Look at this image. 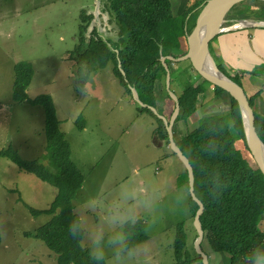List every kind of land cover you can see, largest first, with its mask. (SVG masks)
<instances>
[{
	"label": "rangeland",
	"instance_id": "1",
	"mask_svg": "<svg viewBox=\"0 0 264 264\" xmlns=\"http://www.w3.org/2000/svg\"><path fill=\"white\" fill-rule=\"evenodd\" d=\"M198 1L171 0L174 11L178 12L180 47L174 49L176 56L187 49L185 40L193 28L196 11L205 3L185 15L184 11ZM262 4L261 0L257 3L252 18L255 19ZM97 6L99 25L91 18L93 28L90 32L85 30V38L93 36L96 29L105 38L118 41L120 26L112 20L114 13L106 6V0H0V148L11 146L22 158L36 159L55 170L45 153L43 106L27 99L17 101L12 96L14 65L27 61L34 70L27 88L29 98L51 95L60 127L71 145L72 158L85 175L73 200L84 229L82 245L90 251L89 230L99 229L102 232L99 246L106 264H175L177 232L185 230L190 251L196 233L193 218L189 217L190 191L183 184L184 168L168 146L158 145L154 133L158 121L148 111L138 109L143 106L133 100L114 73L113 61L96 66L79 61L76 49L80 17L84 11L91 14ZM236 10L230 12L228 20L236 19ZM249 29L252 31L249 36L229 34L235 48L231 47L230 39L226 40L228 33L216 36L209 44L216 64L243 86L248 97L244 80L223 63L219 47L236 67L241 66L237 64L240 60L235 52L237 48L259 61V54L252 50L257 48L258 41L263 43L264 27ZM263 62L247 63L250 67H240L239 71L253 73L246 70L257 71L260 64L264 67ZM168 63L174 78L171 88L176 94H180L186 80L200 81L206 88L199 108L176 122V136L192 130L203 120L210 122L220 117L229 108L227 94L216 95L215 87L203 80L188 60ZM162 99L158 103L159 112L165 116L171 114L175 103L166 95ZM239 141L237 147L249 157ZM56 192L51 183L0 156V264H56V254L42 240L25 235L50 219L47 214L33 216L26 204L46 208ZM129 214L134 220L144 221L146 238L127 248L129 233L125 224L130 220L121 222V218ZM262 224L264 228V220ZM116 233L122 236V247L109 242ZM259 249H264V243ZM209 253L210 264H226L229 259L226 252Z\"/></svg>",
	"mask_w": 264,
	"mask_h": 264
},
{
	"label": "trees",
	"instance_id": "2",
	"mask_svg": "<svg viewBox=\"0 0 264 264\" xmlns=\"http://www.w3.org/2000/svg\"><path fill=\"white\" fill-rule=\"evenodd\" d=\"M205 1H198L187 12L185 10L184 15L193 7L202 6ZM261 2L263 4L257 8V15L254 16L258 20H264V1ZM106 6L114 13L112 20L120 26L119 40H104L97 30L93 29V36L87 42L84 32L92 15L82 12L76 49L81 58L79 61L90 66L105 65L113 61L114 73L121 78L129 95L132 97L129 85H133L143 102L158 108L163 95L172 99L166 90L167 72L160 57L161 54H173L174 49L180 47L177 38L178 12L174 11L171 0H106ZM236 8L235 5L232 10ZM230 15L231 13L228 17ZM160 45L163 46L162 51ZM119 60L127 79L118 67ZM78 70H82V67ZM14 71L13 99H27L32 104H41L44 108L45 153L55 170H50L36 159L22 158L11 146L0 148V156L7 157L22 170L34 173L57 188L56 195L48 207L38 209L26 204L33 216L47 214L50 219L41 224L35 232L26 231L25 235L42 240L56 254V264H106L104 258L94 260L89 255L90 251L81 243L84 229L79 214L74 210L73 200L83 185L85 175L72 158L71 145L60 127L52 97L49 94H40L29 98L27 88L34 72L30 62L15 63ZM173 80L171 72V81ZM182 85L180 94H177L181 106L177 121L187 118L199 108V100L206 90L200 81L188 83L186 80ZM215 89L216 95L221 92L227 94L229 108L220 117L210 122L203 120L192 130L180 133L179 137L175 136V139L193 166L195 193L205 206L201 215L204 229L202 248L208 254L226 252L229 255L226 264H253L254 250L264 243V176L246 145L238 102L224 89ZM256 96L258 93L249 97L252 106ZM138 109L148 111L155 117L159 125L154 132L166 138L168 144V132L162 119L148 107L139 106ZM254 113L257 132L264 142V116L256 111ZM238 140L244 144L249 157H245L237 147ZM171 154L175 155L172 151ZM181 164L183 165L182 162ZM183 168V184H186L189 190L188 171L184 165ZM189 197L190 216L193 218L199 205L191 194ZM76 223L81 225L82 231L73 234L70 229ZM125 227L126 233H129L126 239L127 248L146 238L144 221L141 218L135 219L134 222L128 221ZM174 248L175 264H203L202 257L195 251L194 246L193 251L187 248V234L184 229L177 232Z\"/></svg>",
	"mask_w": 264,
	"mask_h": 264
},
{
	"label": "water",
	"instance_id": "3",
	"mask_svg": "<svg viewBox=\"0 0 264 264\" xmlns=\"http://www.w3.org/2000/svg\"><path fill=\"white\" fill-rule=\"evenodd\" d=\"M99 1V0H98ZM212 0H207L205 4L200 8L198 13H202L204 8ZM259 0H235L233 4L237 7L236 19L233 20L229 24H224L225 21L222 16L225 13H221L217 15L216 22L204 24L203 26H195L191 32L187 35V49L184 54L180 56H176L174 54L164 55L161 54L160 60L166 69V90L172 100L175 103V107L168 118L164 114L160 113L158 108L143 102L138 94V91L133 85H129L131 90V94L133 100L140 103L143 107H148L152 110V112L162 119L166 130L168 132V140H169V148L176 155V157L183 163L185 168L188 171L189 177V191L192 195V198L198 203L199 208L194 217V227L196 229V237L194 240V248L195 251L201 255L203 264H210L208 253L202 248V241L204 237V229L201 223V215L204 212L205 206L201 199H199L195 194V173L192 164L190 163L188 157L183 153L181 148L178 146L175 139V125L177 118L180 114V101L178 95L171 88V71L169 68L168 61L171 62H180L188 60L192 66V68L199 74L200 77L208 81L213 87H220L224 89L228 94H230L239 104L242 122L245 132V141L246 145L260 169L261 173L264 176V142L261 140L255 122V113L254 108L250 104L249 97L246 94L244 88L239 83L232 80L227 74H225L219 66L216 64L213 56L210 53L209 44L211 40H213L216 36L224 33L237 32L243 29H247L250 27H264V20H258L251 17L254 9L256 8V3ZM97 10V11H96ZM92 13L95 15V25L98 24V6ZM197 13V15H198ZM200 13V14H201ZM197 18V16H196ZM195 18V20H196ZM107 22V21H106ZM195 24V22H194ZM93 28L92 23L88 26L87 30L90 32ZM104 40H107L104 36L100 35ZM87 42L90 41L86 39ZM160 49L162 51L163 46L160 45ZM118 52L117 49H115ZM206 56L210 57L212 63L215 67V70L208 69L204 62L206 60ZM118 67L126 78L125 70L122 67L121 61L118 62Z\"/></svg>",
	"mask_w": 264,
	"mask_h": 264
},
{
	"label": "crops",
	"instance_id": "4",
	"mask_svg": "<svg viewBox=\"0 0 264 264\" xmlns=\"http://www.w3.org/2000/svg\"><path fill=\"white\" fill-rule=\"evenodd\" d=\"M249 30L250 29L248 28L247 30H244V31L230 32V33H228V35H225L226 40L230 39L231 47L235 48L236 44L234 43L233 39L229 38V36H230L229 34L238 33V36H239L240 34L244 33V34H248V36H249L252 32ZM107 39H112V38H107ZM112 40H115V39H112ZM261 40L263 41V43L261 44L258 41V43H256L257 48H254V46H251V48H254L252 50V52L254 54H256L257 56L259 54L260 60H264L263 59L264 58V36H262ZM115 41H117V40H115ZM246 42H244L243 45H245ZM237 50H238V48L235 50V52L238 55V59H240L237 61V64L241 65L238 67H236L234 61H231L230 58L226 56V53H224L223 49L219 47V53H220V56L222 57L223 63H226L228 65V68L230 71H232L233 73H235V72L239 73L241 75L242 79L244 80L245 89H246V91H248L249 96H254L258 93V96H256L254 98V104H253L254 107L253 108L255 109V111H257L258 113H260L264 116V67H262V64H260L259 69H257V71H255L254 73L240 72L239 71V69H241L240 67H242V68L250 67L249 65H247V63H252V64L256 65L259 63L260 60L257 61L255 59H253L252 57H249V54L244 53L243 50L242 51H240V50L237 51ZM263 65H264V62H263ZM246 71H252V70H246ZM188 77L190 78V75ZM165 111H166V109H165ZM175 131H176V133H175V136H176V134H177L176 128H175ZM181 133H183V132H181ZM158 145L163 146V143L161 142ZM135 218H137V217H135ZM212 253H214V252H212Z\"/></svg>",
	"mask_w": 264,
	"mask_h": 264
},
{
	"label": "clouds",
	"instance_id": "5",
	"mask_svg": "<svg viewBox=\"0 0 264 264\" xmlns=\"http://www.w3.org/2000/svg\"><path fill=\"white\" fill-rule=\"evenodd\" d=\"M124 220H130L132 222H134V218L129 214V215H124L121 218V222H123ZM202 223V222H201ZM70 231L75 234L78 233L80 231H82L81 225L79 223L74 224ZM89 238L92 242V247L91 250L89 252V255L94 259V260H101L103 258V252L100 249L99 246V241L102 238V232L99 229L96 230H89ZM109 242L112 243L113 245H117L122 247L123 246V239L122 236L119 233H116L115 235L111 236L109 238ZM253 264H261L262 261H264V249H257L254 250L253 253ZM210 261V260H209Z\"/></svg>",
	"mask_w": 264,
	"mask_h": 264
},
{
	"label": "bare ground",
	"instance_id": "6",
	"mask_svg": "<svg viewBox=\"0 0 264 264\" xmlns=\"http://www.w3.org/2000/svg\"><path fill=\"white\" fill-rule=\"evenodd\" d=\"M235 0H212L207 7L204 8L203 12L199 14V17L197 19L195 26H203L204 24H208L212 22H216L217 15L221 13H225L223 21H225L224 24H229L233 20H228V14L231 12L235 4H233ZM97 11V10H96ZM99 11V8H98ZM194 26V27H195ZM205 66L210 70H215V67L212 63V60L210 57L206 56V60L204 62ZM191 194V193H190ZM196 194V193H195ZM197 196V195H196ZM198 197V196H197ZM199 198V197H198ZM200 199V198H199Z\"/></svg>",
	"mask_w": 264,
	"mask_h": 264
},
{
	"label": "flooded vegetation",
	"instance_id": "7",
	"mask_svg": "<svg viewBox=\"0 0 264 264\" xmlns=\"http://www.w3.org/2000/svg\"><path fill=\"white\" fill-rule=\"evenodd\" d=\"M199 9H200V8H199ZM91 14L93 15L92 18H94V20H95V15H94L93 13H91ZM91 20H92V19H91ZM90 22H91V21H90ZM90 24H91V23H90ZM90 24H89V25H90ZM98 34L100 35V33H98ZM186 43H187V39H186ZM185 51H186V50H185ZM185 51H184L183 53H185ZM183 53H182V54H183ZM191 68H192V66H191ZM192 69H193V68H192ZM194 71H195V70H194ZM171 113H172V112H171ZM170 115H171V114L166 115V116L169 118ZM156 138H157L156 140H157V143H158V144H160V143L162 142L163 145L169 146V145H168V144H169V140H168V144H167V140H166V138L160 136V135L157 134V133H156ZM196 212H197V211H196ZM189 217L191 218V216H189ZM194 217H195V215H194ZM194 217H193V219L191 218L193 221H194ZM194 229H195V227H194ZM195 231H196V229H195ZM196 233H197V232H196Z\"/></svg>",
	"mask_w": 264,
	"mask_h": 264
}]
</instances>
